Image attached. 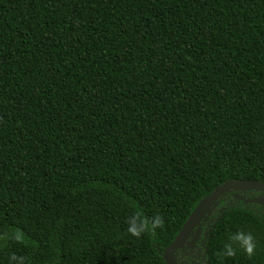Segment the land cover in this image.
Segmentation results:
<instances>
[{"label":"trees","instance_id":"1","mask_svg":"<svg viewBox=\"0 0 264 264\" xmlns=\"http://www.w3.org/2000/svg\"><path fill=\"white\" fill-rule=\"evenodd\" d=\"M228 180L264 183V0H0V264H166ZM258 194L219 199L204 264H264Z\"/></svg>","mask_w":264,"mask_h":264},{"label":"water","instance_id":"2","mask_svg":"<svg viewBox=\"0 0 264 264\" xmlns=\"http://www.w3.org/2000/svg\"><path fill=\"white\" fill-rule=\"evenodd\" d=\"M230 191L235 192H246V191H256L264 194V183L258 181L250 180H228L222 185L216 187L213 192L204 197L194 208L192 213L189 215L183 226L180 228L176 237L173 241L164 249L163 259L166 264H177L174 254L175 252L183 248L188 236L196 225L203 219L209 217L212 211L216 208L219 199ZM235 198L246 201L248 203H253V199H244L239 195H234ZM257 203L264 206V197H261ZM199 231H195L192 239L187 244L188 249H192L196 243Z\"/></svg>","mask_w":264,"mask_h":264},{"label":"clouds","instance_id":"3","mask_svg":"<svg viewBox=\"0 0 264 264\" xmlns=\"http://www.w3.org/2000/svg\"><path fill=\"white\" fill-rule=\"evenodd\" d=\"M163 218L156 214L151 218H145L140 211L133 212L126 220V231L132 237H140L142 234L155 235V230L163 225ZM17 234L16 239H21ZM228 243L223 246V255L232 257L236 249L242 250L247 256L251 257L255 250V243L250 233L237 231L228 237ZM235 245V247H234ZM13 259H16L13 257Z\"/></svg>","mask_w":264,"mask_h":264},{"label":"flooded vegetation","instance_id":"4","mask_svg":"<svg viewBox=\"0 0 264 264\" xmlns=\"http://www.w3.org/2000/svg\"><path fill=\"white\" fill-rule=\"evenodd\" d=\"M259 194H258V199H260L261 197H264V194L263 193H260V192H258ZM262 194V195H261ZM216 209H214V211H215ZM208 218V220L207 221H209L208 222V224H206L207 223V221L205 220V219H203L202 221H200L197 225H196V227L192 230V232L190 233V235L188 236V239H187V241H186V243H185V245H184V247L183 248H180V249H178L176 252H175V254H174V258H175V260H178L179 261V264H199V262L198 261H196L195 263H194V259H191V257L190 258H181V257H179V253L184 249V250H187V251H192L195 247H197V244L199 243V240H203V248H204V241H205V238H206V236H207V234H208V229H209V227H210V224H211V216H209V217H207ZM209 218H210V220H209ZM199 231V233H198V237H197V240H196V243L194 244V246H193V248L192 249H188L187 248V244L190 242V240L192 239V237H193V235H194V233H195V231ZM178 264V263H177Z\"/></svg>","mask_w":264,"mask_h":264},{"label":"rangeland","instance_id":"5","mask_svg":"<svg viewBox=\"0 0 264 264\" xmlns=\"http://www.w3.org/2000/svg\"><path fill=\"white\" fill-rule=\"evenodd\" d=\"M205 220L207 221L208 218H205ZM210 220V218H209ZM209 221H207L206 224H208ZM179 257L181 258H190L194 259V263L196 261L199 262V264H204L203 262V240H199V243L197 244V247H195L192 251H187V250H182L179 253ZM192 264V263H191Z\"/></svg>","mask_w":264,"mask_h":264}]
</instances>
